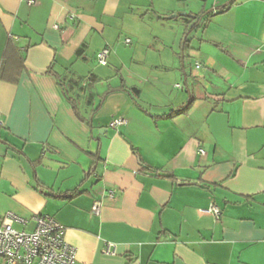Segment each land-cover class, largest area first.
Returning a JSON list of instances; mask_svg holds the SVG:
<instances>
[{
	"label": "crops",
	"instance_id": "1",
	"mask_svg": "<svg viewBox=\"0 0 264 264\" xmlns=\"http://www.w3.org/2000/svg\"><path fill=\"white\" fill-rule=\"evenodd\" d=\"M228 2L0 0V220L54 218L74 264H264V0Z\"/></svg>",
	"mask_w": 264,
	"mask_h": 264
},
{
	"label": "built area",
	"instance_id": "2",
	"mask_svg": "<svg viewBox=\"0 0 264 264\" xmlns=\"http://www.w3.org/2000/svg\"><path fill=\"white\" fill-rule=\"evenodd\" d=\"M32 3V1H28ZM127 43L129 39L125 40ZM107 49L97 52V61L105 65ZM199 62L195 68H200ZM179 87V85H176ZM1 123V120H0ZM125 123L122 117H114L110 126ZM202 152V151H201ZM109 198L114 197L113 190L107 192ZM101 201L94 200L91 206L92 214H99ZM211 213L215 219L219 218L220 209L217 205H210L205 210ZM16 215L8 212L0 220V264H74L76 261V249L64 239V227L54 218L48 215L37 214L34 216V228L32 231L17 230L13 222L18 221ZM105 253H112V244L106 243L103 249Z\"/></svg>",
	"mask_w": 264,
	"mask_h": 264
},
{
	"label": "trees",
	"instance_id": "3",
	"mask_svg": "<svg viewBox=\"0 0 264 264\" xmlns=\"http://www.w3.org/2000/svg\"><path fill=\"white\" fill-rule=\"evenodd\" d=\"M235 2V0H229V2L223 6V10L229 6H231L233 3ZM195 18H198L200 16L195 15L193 16ZM186 30L184 31V37H183V48H189V45H187L188 40H187V35L189 34V32H191V30H193L195 27H197L198 23H194L192 25H188L189 22H191V20L186 19ZM24 56L23 54L19 51L18 47L16 45L13 44L12 41H7L6 45H5V49L3 52V56H2V60H1V64H0V79L4 80V81H8V82H12V83H17L19 81L20 78V74L24 69ZM48 74H52L57 78L58 84L63 92L64 95H67V92L69 90V88H71L72 86H70V83L72 84H76L78 83V81L80 79H69L67 76V73L63 74L62 76H59L57 73H55L54 71H52L51 66L48 67L47 71ZM68 78V79H67ZM95 80V79H94ZM121 89H125L126 91L133 93V95L137 96L139 93V90L136 88H129L127 89L125 86H120ZM67 99L71 102L73 111L75 113V115L83 120L82 116L79 113V110L77 109L76 106V102L74 99L72 98H68ZM191 101H189V104L186 105L184 108H182L181 110L178 111H185L189 108ZM177 111V112H178ZM93 111H91L92 113ZM172 115L169 114L167 116ZM171 177V176H169ZM77 194H79V190L75 189L72 190L70 192L67 193H63L60 195H57L58 197L61 198H65V199H71L74 196H76Z\"/></svg>",
	"mask_w": 264,
	"mask_h": 264
},
{
	"label": "rangeland",
	"instance_id": "4",
	"mask_svg": "<svg viewBox=\"0 0 264 264\" xmlns=\"http://www.w3.org/2000/svg\"><path fill=\"white\" fill-rule=\"evenodd\" d=\"M14 228H16V229H20V226H18V225H14Z\"/></svg>",
	"mask_w": 264,
	"mask_h": 264
}]
</instances>
